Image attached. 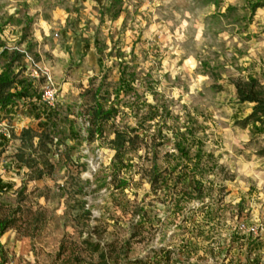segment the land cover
<instances>
[{"label":"rangeland","instance_id":"rangeland-1","mask_svg":"<svg viewBox=\"0 0 264 264\" xmlns=\"http://www.w3.org/2000/svg\"><path fill=\"white\" fill-rule=\"evenodd\" d=\"M248 2L0 0V72L19 52L42 97L40 129L27 104L0 113V264H264V131L235 88L264 92Z\"/></svg>","mask_w":264,"mask_h":264},{"label":"trees","instance_id":"trees-1","mask_svg":"<svg viewBox=\"0 0 264 264\" xmlns=\"http://www.w3.org/2000/svg\"><path fill=\"white\" fill-rule=\"evenodd\" d=\"M251 11H255L257 8L264 6V0H249L248 2ZM1 54L7 59L4 69L0 72V113L12 115L16 113L18 103L21 105L27 104L30 110L37 117V129H40V124L42 123V118H39V113L42 110V97L41 94L31 91L32 82L26 78L19 77V72H15L13 65L14 63H19L23 59V55L17 51L8 53L7 50L3 49ZM236 95L239 102H253L254 106L250 114H248L243 121L251 122L256 128L264 131V92H262V87L254 78H248L246 82H236ZM112 107H108L103 110L102 104L99 102L95 103L92 116L94 118H106L110 116ZM100 123L96 124V128L99 130ZM34 130L32 128H27L22 130L21 136L24 139L23 142L29 140V144L32 147V138ZM5 139V138H4ZM3 139V140H4ZM115 144L113 149L115 151L114 157H118L121 149L124 148L126 143H130V139H125V137L117 133L115 136ZM40 145V139L38 140V146ZM20 161L22 157L20 156ZM43 176L41 170L37 171L34 179H39ZM153 183V181H152ZM124 182L122 186H125ZM185 196L189 197V193L183 191L180 198ZM8 219L0 218V236L5 232L9 225ZM249 238V237H248ZM136 263V261H134Z\"/></svg>","mask_w":264,"mask_h":264},{"label":"crops","instance_id":"crops-1","mask_svg":"<svg viewBox=\"0 0 264 264\" xmlns=\"http://www.w3.org/2000/svg\"><path fill=\"white\" fill-rule=\"evenodd\" d=\"M1 177V176H0Z\"/></svg>","mask_w":264,"mask_h":264}]
</instances>
